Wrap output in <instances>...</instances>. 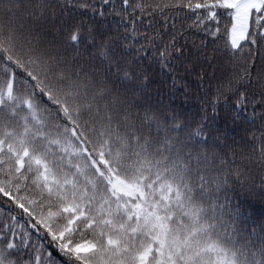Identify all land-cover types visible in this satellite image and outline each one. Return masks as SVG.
<instances>
[{"label": "snow or ice", "instance_id": "obj_1", "mask_svg": "<svg viewBox=\"0 0 264 264\" xmlns=\"http://www.w3.org/2000/svg\"><path fill=\"white\" fill-rule=\"evenodd\" d=\"M0 264H264V0H0Z\"/></svg>", "mask_w": 264, "mask_h": 264}]
</instances>
